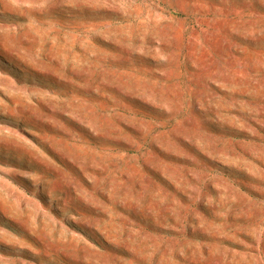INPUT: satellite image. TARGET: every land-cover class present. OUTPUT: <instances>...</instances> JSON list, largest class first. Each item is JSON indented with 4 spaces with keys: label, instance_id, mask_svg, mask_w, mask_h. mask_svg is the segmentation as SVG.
<instances>
[{
    "label": "rangeland",
    "instance_id": "obj_1",
    "mask_svg": "<svg viewBox=\"0 0 264 264\" xmlns=\"http://www.w3.org/2000/svg\"><path fill=\"white\" fill-rule=\"evenodd\" d=\"M0 264H264V0H0Z\"/></svg>",
    "mask_w": 264,
    "mask_h": 264
},
{
    "label": "clouds",
    "instance_id": "obj_2",
    "mask_svg": "<svg viewBox=\"0 0 264 264\" xmlns=\"http://www.w3.org/2000/svg\"><path fill=\"white\" fill-rule=\"evenodd\" d=\"M17 2V0H13V3H16Z\"/></svg>",
    "mask_w": 264,
    "mask_h": 264
}]
</instances>
